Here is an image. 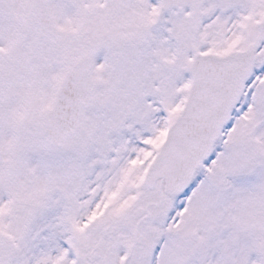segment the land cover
Masks as SVG:
<instances>
[{
    "label": "snow or ice",
    "instance_id": "6c2138e0",
    "mask_svg": "<svg viewBox=\"0 0 264 264\" xmlns=\"http://www.w3.org/2000/svg\"><path fill=\"white\" fill-rule=\"evenodd\" d=\"M0 264H264V0H0Z\"/></svg>",
    "mask_w": 264,
    "mask_h": 264
}]
</instances>
